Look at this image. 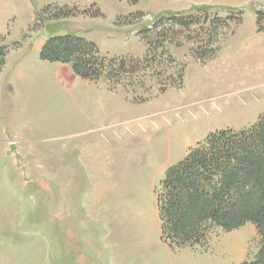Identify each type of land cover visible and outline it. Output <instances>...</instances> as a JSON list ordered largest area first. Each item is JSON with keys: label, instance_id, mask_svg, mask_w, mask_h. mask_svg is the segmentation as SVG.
I'll return each mask as SVG.
<instances>
[{"label": "rangeland", "instance_id": "1", "mask_svg": "<svg viewBox=\"0 0 264 264\" xmlns=\"http://www.w3.org/2000/svg\"><path fill=\"white\" fill-rule=\"evenodd\" d=\"M66 4L76 10L55 18ZM260 10L264 0H0V264H105L89 258V229L99 246L110 236L123 254L139 252L136 264L253 259L262 240L252 222L174 253L154 195L209 133L264 116ZM170 14L179 20L159 18ZM66 33L129 58L126 68L95 81L41 60L47 37ZM96 153L105 168L90 171Z\"/></svg>", "mask_w": 264, "mask_h": 264}, {"label": "trees", "instance_id": "2", "mask_svg": "<svg viewBox=\"0 0 264 264\" xmlns=\"http://www.w3.org/2000/svg\"><path fill=\"white\" fill-rule=\"evenodd\" d=\"M75 7L66 4L53 16H70ZM101 14L100 9L94 13ZM159 18L179 20L178 14ZM39 56L68 64L77 76L95 81L112 80L129 59L105 56L95 41L73 33L48 36ZM157 205L161 239L172 251L206 248L215 229L229 232L252 222L262 243L253 259L240 264H264V116L238 131L216 130L191 147L167 168L157 187Z\"/></svg>", "mask_w": 264, "mask_h": 264}, {"label": "crops", "instance_id": "3", "mask_svg": "<svg viewBox=\"0 0 264 264\" xmlns=\"http://www.w3.org/2000/svg\"><path fill=\"white\" fill-rule=\"evenodd\" d=\"M176 1L179 2V3H181V4H184V5L185 4H188V3L191 4L192 2L201 3V4H209V3H212L213 2V0H176ZM1 91L2 90L0 89V93H1ZM0 111H1V109H0ZM95 155L97 157H100V159L98 158V163L97 164H92L90 162L86 163L87 166H88V169L90 171L92 169H94L95 171H100V170H102V169L105 168L104 167V164L102 163V161H105L106 162V160L104 159L105 158L104 155L102 154V157L98 153H96ZM65 167H66V165H65ZM98 174H101V173L99 172ZM147 185L149 187H152V188L154 187V183H153V185L152 184L149 185V182H147ZM155 188H156V186L154 187V192H155ZM154 198L156 199V214L154 213V208H153L154 200H153L151 202V205H152V215H153V217H151V220L152 221L154 220V214H155L156 215V219L158 220L157 221V224H158V227H159L160 226V219H159V212H158L156 192H155ZM97 216L98 215H95L96 219H97ZM142 219L144 221V218L143 217H142ZM146 221H147V219H146ZM157 230H161V229L158 228ZM142 232L143 231H141V233ZM146 232L148 233L149 230H147ZM95 233H96V230L89 229V233H87L86 236H85V242L87 244V249H89V252H88L89 258H90V260L92 262L93 261L96 262V261H99V260H103L104 262H106L105 264H136V262L139 259V256H138L139 255V252H136L137 254L135 253V255H129V254L128 255H125V254H123L122 253V250L120 249V247L118 245V243L114 242L113 239L110 236H109L110 242H107L108 240L105 238V245L102 246V244L100 243V246H99L98 243L96 241H94V239L92 238V236L96 235ZM182 250L173 251V252L174 253H180ZM133 253H134V251H133Z\"/></svg>", "mask_w": 264, "mask_h": 264}, {"label": "bare ground", "instance_id": "4", "mask_svg": "<svg viewBox=\"0 0 264 264\" xmlns=\"http://www.w3.org/2000/svg\"><path fill=\"white\" fill-rule=\"evenodd\" d=\"M199 117H200V115H199ZM159 124V123H158Z\"/></svg>", "mask_w": 264, "mask_h": 264}]
</instances>
